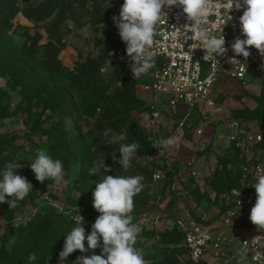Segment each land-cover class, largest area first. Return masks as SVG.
Wrapping results in <instances>:
<instances>
[{
	"label": "rangeland",
	"instance_id": "374dc122",
	"mask_svg": "<svg viewBox=\"0 0 264 264\" xmlns=\"http://www.w3.org/2000/svg\"><path fill=\"white\" fill-rule=\"evenodd\" d=\"M123 2L0 0V167L15 163L17 173L33 185L15 209L7 202L0 204V264H15L9 253L34 252L46 241L51 244L46 253L57 247L36 264H78L81 255L101 254L97 248L87 253L76 250L62 261L59 255L67 233L76 226L73 217L81 215L80 224L90 234L101 214L93 206L101 174L90 170L104 162L110 166L108 175L144 177V188L134 199L146 202L134 207L131 215L141 229L135 246L146 264H166V254L177 256L179 264H193L186 253L172 252L179 250L176 220L191 216L219 221L220 211L239 186L232 177L242 163L253 154L264 162V143L234 148L228 143L226 123L214 127L196 116L174 132L178 119H171L174 111L166 110L146 88L148 78L131 81L112 61L114 49L126 46L113 21ZM93 81L103 82L107 95L129 87L137 98L129 122L137 125L142 146L127 170L118 162L120 145L105 143V131L96 129L108 104L93 106L99 98L91 92ZM216 93L212 119L235 117L243 128L264 132V70L250 74L244 84L223 80ZM156 109L164 113L160 122L152 121ZM198 125L204 128L201 136L194 134ZM171 132L177 143L164 157L151 138L166 139ZM121 133L128 140L127 132ZM109 146L113 150L105 149ZM38 149L63 162V182L36 179L30 164ZM166 168L172 175L168 172L155 182L154 172ZM26 214L31 216L27 225ZM251 227L264 236V229Z\"/></svg>",
	"mask_w": 264,
	"mask_h": 264
},
{
	"label": "clouds",
	"instance_id": "9594fccd",
	"mask_svg": "<svg viewBox=\"0 0 264 264\" xmlns=\"http://www.w3.org/2000/svg\"><path fill=\"white\" fill-rule=\"evenodd\" d=\"M165 7H182L186 19L191 22L186 25L191 26V34L185 33V41L191 39L199 42L200 48L206 50L203 59L205 62L211 61L213 72H219L222 69L217 57L225 55L228 46L223 34L213 35L205 25L210 16L220 17L226 24L233 19L231 15L233 8L243 9L240 24L244 38H236L231 45L234 56L229 58V62L234 64L235 61H239L235 57L240 55L247 60L251 55L250 46H254L260 55L264 56V0H215V2L211 0H124L119 14L113 16V21L119 36L126 44V53L131 61L130 69L135 79L146 75L156 66L157 52L154 49L159 48L160 45L155 37L158 35L157 25L166 14L163 11ZM73 26L69 21L68 27ZM185 58L189 59L192 56ZM212 82L211 78L206 81L209 85ZM103 135L108 138L105 143L120 145L118 162L124 170L129 169L140 145L135 142L122 143L125 136L112 129H106ZM176 143L175 137H168L153 146L159 147L162 151ZM30 167L38 181L63 182L64 180L63 162L60 159H54L46 150H37ZM17 169V165L11 161L0 167V204L7 202L10 209H15L18 203L33 190L32 183L26 177L19 175ZM109 171L110 166L105 162L90 170L91 173L101 174V179L93 192V206L101 214L92 224L90 234H86L84 224H80L82 216L73 217L76 226L66 235L63 250L59 253L61 261L67 260L76 250L87 253L89 250L101 248V254L81 255L76 261L78 264H146L143 254L135 246L141 229L132 223L131 215L135 207L134 197L144 188L142 183L144 177L142 175H108ZM241 183H244L243 179ZM249 185L254 186L257 192L250 220L260 229H264V175H260L254 183ZM59 211L70 215L63 208H59ZM30 220L31 216L26 214L25 225ZM85 240H87V247ZM28 259L30 262L34 261L35 254ZM242 261L243 257L240 264Z\"/></svg>",
	"mask_w": 264,
	"mask_h": 264
},
{
	"label": "built area",
	"instance_id": "2783aa9c",
	"mask_svg": "<svg viewBox=\"0 0 264 264\" xmlns=\"http://www.w3.org/2000/svg\"><path fill=\"white\" fill-rule=\"evenodd\" d=\"M163 11L167 15L165 14L157 25L158 35L155 37L160 45L154 49L157 52L156 66L140 78H148L146 88L166 110L181 115V120L177 122L173 131L182 128L187 120L198 114L202 121L213 123L215 127L226 123L228 141L234 148L243 150L264 143V132L243 128L239 118L212 119L216 106V90L223 80L232 79L244 84L250 74L264 70V56H261L254 46H250L251 55L247 60L240 55L235 57L239 61H235L234 64L229 62V58L234 56L231 45L236 38H244L240 24L243 9L233 8L231 12L233 19L226 24L222 18L210 16L205 25L213 35L223 34L228 46L226 54L217 57L222 67L219 72H213L211 61H204L206 50L200 48L199 42L191 39L185 41V33L191 34V26L186 25L191 22L186 19L182 7H165ZM191 56L192 58H185ZM112 61L124 66L132 80L139 81L140 78L135 79L131 72V61L126 53V46L121 45L114 49ZM209 78L213 81L211 85L206 83ZM163 114L161 110L156 109L152 114V121L160 122ZM194 134L203 135V125L196 126ZM151 139L156 144L162 140L160 137ZM172 148L162 151L158 148L157 152L168 157ZM169 171L167 168L165 172L162 169L156 170L153 180L155 182L163 180L164 174H168ZM239 175L244 183L233 190L232 197L226 201L225 208L219 213V221L208 223L191 216L176 220L177 230L182 234L179 246L185 249L191 263L240 264L243 257L242 264H264V236L259 234L258 229L251 227L255 225L250 220L257 192L254 186L249 185L254 183L257 177L264 175V162L260 157L255 158L253 154L242 163ZM160 220L159 216H155V221Z\"/></svg>",
	"mask_w": 264,
	"mask_h": 264
},
{
	"label": "trees",
	"instance_id": "16d2710c",
	"mask_svg": "<svg viewBox=\"0 0 264 264\" xmlns=\"http://www.w3.org/2000/svg\"><path fill=\"white\" fill-rule=\"evenodd\" d=\"M119 65V64H117ZM122 68H124L126 75L131 81H134L130 78L128 74V70L122 65H119ZM106 89L103 87V82H97L93 81L91 83V92L95 94V97L98 96L99 98L95 100V106H98L99 103L103 102L105 104H108V109L107 112L104 114L103 118L99 120V122L96 125L97 130H106V129H112L116 133H121L123 131H126L127 136H129L128 140H124L123 142L125 144H130V143H138L140 147L142 146L141 144V136L140 133L137 131V125H135L134 122H129L131 113L133 109L135 108V101L137 98L133 94V92L130 91L129 87H125V90H115L112 94H105ZM131 92V93H130ZM105 97V98H104ZM13 113L6 112V116H11ZM153 143V142H152ZM115 147V145H113ZM113 147H105L107 150H113ZM140 149H137V152H139ZM240 172V170H239ZM173 172L171 170L169 171V175L171 176ZM169 176V177H170ZM232 179L237 182L239 185L241 184L240 180V175L239 173H236ZM143 202H146L142 197H137L134 199V205L135 207L141 205ZM177 232V245H178V251L173 250L172 252L178 253L181 252L182 254L186 253L185 249L183 247H180L179 244L182 240V234L176 230ZM54 241V239H53ZM47 242V241H46ZM44 242V245L42 247L34 252H28L25 253L24 255L22 254L21 256L14 255L13 253H9L10 257L15 256V264H36L38 259L43 258L47 255V253H51L56 247L53 246V248L46 253V249L51 246V244H48ZM169 250V248H167ZM35 254L36 259L34 261H29V256ZM164 260L166 261V264H179V260L177 259V256H169L166 254L164 256Z\"/></svg>",
	"mask_w": 264,
	"mask_h": 264
},
{
	"label": "crops",
	"instance_id": "0c3cea01",
	"mask_svg": "<svg viewBox=\"0 0 264 264\" xmlns=\"http://www.w3.org/2000/svg\"><path fill=\"white\" fill-rule=\"evenodd\" d=\"M226 80H227V79H226ZM222 82H223V81H222ZM222 82H221V83H222ZM235 82H236V81H235ZM237 83H238V82H237ZM238 84H239V83H238ZM220 86H221V85H220ZM220 86H219V87H220ZM216 105H217V99H216ZM164 107H165V106H164ZM215 107H216V106H215ZM215 107H214V108H215ZM170 111H171V110H170ZM214 111H215V109H214ZM196 116H198V114H196L195 117H196ZM219 118H220V117H219ZM225 118L228 119V116H225ZM171 119H178V121H179V120H181V115L178 116V115H175V113H174V114H173V117H172ZM192 119H193V118H192ZM176 121H177V120H176ZM176 121H175V122H176ZM178 121H177V122H178ZM214 127H215V126H214ZM171 133H172V134H171L170 136H166V137H167V138H168V137H174V136H173V132H171ZM197 136H198V135H197ZM228 143H229V141H228ZM229 144H230V143H229Z\"/></svg>",
	"mask_w": 264,
	"mask_h": 264
}]
</instances>
